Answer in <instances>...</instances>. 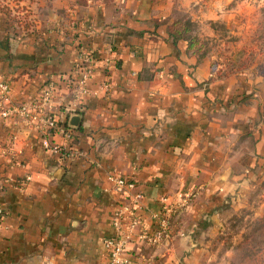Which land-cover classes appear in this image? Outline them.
<instances>
[{
  "label": "crops",
  "instance_id": "1",
  "mask_svg": "<svg viewBox=\"0 0 264 264\" xmlns=\"http://www.w3.org/2000/svg\"><path fill=\"white\" fill-rule=\"evenodd\" d=\"M9 2L36 18L34 31L21 30L0 11L9 102L54 115L78 155L43 147L44 137L62 143L59 131L0 118V264H105L112 214L130 202L111 175L143 192L134 211L147 228L162 196L195 194L168 239L147 247L133 237L127 264H206L234 213L264 214V0ZM180 16L207 42L203 57L170 36ZM87 51L96 66L72 127L41 93L52 81L55 99L68 102Z\"/></svg>",
  "mask_w": 264,
  "mask_h": 264
},
{
  "label": "built area",
  "instance_id": "2",
  "mask_svg": "<svg viewBox=\"0 0 264 264\" xmlns=\"http://www.w3.org/2000/svg\"><path fill=\"white\" fill-rule=\"evenodd\" d=\"M78 61L73 67L75 78L69 82V100L63 103V100L55 99L54 83L49 81L42 93L41 101L50 107V104L55 101L60 108L68 116L78 113L80 104L85 95L89 94V89L86 86V81L92 75L95 69L93 52H82L78 57ZM105 90H109L107 83L101 84ZM9 84L0 78V118H7L15 114L19 115L29 125L36 123V128L40 129L46 136L50 131H59L64 141L60 144L51 142L47 137L42 140L43 147L52 154H58L63 158H73L76 155V150L72 145L73 134L71 129L63 127L59 124L58 119L49 112H41L32 114L30 104L22 103L20 105H12L9 102ZM52 108V107H51ZM110 178L114 183V188L118 191H126L130 198L129 203H123L112 214L111 226L113 234L110 237L102 239V244L107 253L105 264H127L125 250L129 243L136 237L143 245L153 247L159 245L164 239H168L173 232L174 217L194 199L195 194L189 190H182L172 198L164 195L159 199L160 208L151 214V226L149 228L143 225L144 221L139 217L134 209L141 210L144 203V194L141 191H133L136 184L132 179H126L120 176L111 175ZM0 207V219L2 215Z\"/></svg>",
  "mask_w": 264,
  "mask_h": 264
},
{
  "label": "rangeland",
  "instance_id": "3",
  "mask_svg": "<svg viewBox=\"0 0 264 264\" xmlns=\"http://www.w3.org/2000/svg\"><path fill=\"white\" fill-rule=\"evenodd\" d=\"M9 1L0 0V8L10 12L9 21L21 30L34 31L36 18L22 9L16 12L21 7H15ZM261 217L253 219L234 213L225 224L226 230L210 241L206 264H264V219L259 220Z\"/></svg>",
  "mask_w": 264,
  "mask_h": 264
},
{
  "label": "trees",
  "instance_id": "4",
  "mask_svg": "<svg viewBox=\"0 0 264 264\" xmlns=\"http://www.w3.org/2000/svg\"><path fill=\"white\" fill-rule=\"evenodd\" d=\"M0 11L3 12L7 16V19L9 21L10 19L9 10L3 7V8H0ZM194 29H195L194 24L189 19H187L186 17L178 18L174 23H172L170 27V36L173 38L174 41H177L180 38L186 39L189 43V49L192 50L194 53H197L198 57L201 58L206 53V43L207 42L205 40H199L196 36H194L193 35ZM181 211H178V213ZM261 219L263 220L264 216L261 217L259 220Z\"/></svg>",
  "mask_w": 264,
  "mask_h": 264
},
{
  "label": "water",
  "instance_id": "5",
  "mask_svg": "<svg viewBox=\"0 0 264 264\" xmlns=\"http://www.w3.org/2000/svg\"><path fill=\"white\" fill-rule=\"evenodd\" d=\"M80 117L81 116L78 113L71 114L69 116V119H68L69 125H71L72 127H77L78 123H79V120H80Z\"/></svg>",
  "mask_w": 264,
  "mask_h": 264
}]
</instances>
